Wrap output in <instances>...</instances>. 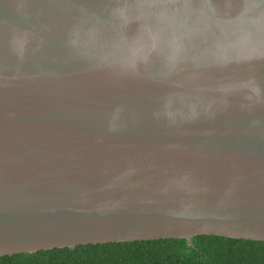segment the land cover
Returning <instances> with one entry per match:
<instances>
[{
    "label": "water",
    "instance_id": "water-1",
    "mask_svg": "<svg viewBox=\"0 0 264 264\" xmlns=\"http://www.w3.org/2000/svg\"><path fill=\"white\" fill-rule=\"evenodd\" d=\"M264 241V0H0V257Z\"/></svg>",
    "mask_w": 264,
    "mask_h": 264
},
{
    "label": "trees",
    "instance_id": "trees-1",
    "mask_svg": "<svg viewBox=\"0 0 264 264\" xmlns=\"http://www.w3.org/2000/svg\"><path fill=\"white\" fill-rule=\"evenodd\" d=\"M0 264H264V241L199 235L88 244L0 257Z\"/></svg>",
    "mask_w": 264,
    "mask_h": 264
}]
</instances>
